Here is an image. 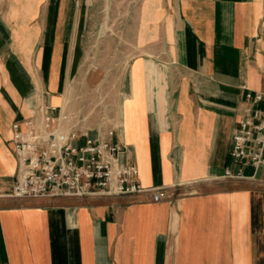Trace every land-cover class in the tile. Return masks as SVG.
Returning a JSON list of instances; mask_svg holds the SVG:
<instances>
[{"label":"crops","instance_id":"obj_1","mask_svg":"<svg viewBox=\"0 0 264 264\" xmlns=\"http://www.w3.org/2000/svg\"><path fill=\"white\" fill-rule=\"evenodd\" d=\"M259 93L264 0H0V264H264V168L229 156ZM49 112L164 197H12V123Z\"/></svg>","mask_w":264,"mask_h":264},{"label":"built area","instance_id":"obj_2","mask_svg":"<svg viewBox=\"0 0 264 264\" xmlns=\"http://www.w3.org/2000/svg\"><path fill=\"white\" fill-rule=\"evenodd\" d=\"M253 99L264 101V94H255ZM67 118H56L49 112L39 121L29 118L12 123L11 142L18 164L12 197L85 198L146 191L152 192L154 202L164 197L160 188L140 185L137 167L121 159L123 145L104 138H86L84 144L74 145L77 132L66 134L59 128ZM229 156L233 164L264 168V110H255L237 123ZM226 175L231 176L229 172Z\"/></svg>","mask_w":264,"mask_h":264},{"label":"rangeland","instance_id":"obj_3","mask_svg":"<svg viewBox=\"0 0 264 264\" xmlns=\"http://www.w3.org/2000/svg\"><path fill=\"white\" fill-rule=\"evenodd\" d=\"M89 78L93 75L95 76L97 73L95 70H90L88 72ZM105 78H108L110 76L109 73H104ZM95 79V78H93ZM108 82L110 83L111 80L109 78ZM94 83V82H93ZM111 91L112 87L110 85L103 86V87H95V86H85L82 88V92H87V95H85V103L88 105L89 111H98L101 105L104 106L105 109L110 110L111 109ZM103 100V103L100 102ZM108 105V106H107Z\"/></svg>","mask_w":264,"mask_h":264}]
</instances>
